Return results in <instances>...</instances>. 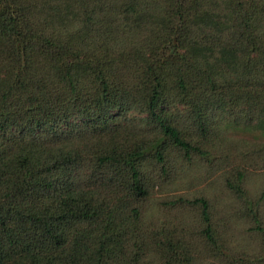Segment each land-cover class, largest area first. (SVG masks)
I'll return each instance as SVG.
<instances>
[{
	"label": "trees",
	"instance_id": "16d2710c",
	"mask_svg": "<svg viewBox=\"0 0 264 264\" xmlns=\"http://www.w3.org/2000/svg\"><path fill=\"white\" fill-rule=\"evenodd\" d=\"M0 264H264V0H0Z\"/></svg>",
	"mask_w": 264,
	"mask_h": 264
},
{
	"label": "rangeland",
	"instance_id": "374dc122",
	"mask_svg": "<svg viewBox=\"0 0 264 264\" xmlns=\"http://www.w3.org/2000/svg\"><path fill=\"white\" fill-rule=\"evenodd\" d=\"M247 141L249 144L255 143L257 141L250 140L247 137ZM194 171H187L178 177V181L174 184V188H165L159 187L156 189L161 194H155L154 203H158L162 201L161 199L167 197L168 195H174L175 197L183 196L189 199H195L204 197L210 204L214 205L218 210L220 216H217L219 219L223 220V222H232L234 224V217H230V214H226L229 210H234L236 208L237 212H233V214L238 213V210L241 208L240 203L232 202V196L227 192V190H223L221 187V182L218 180V177L215 176L213 180L205 179L202 177L201 173H197ZM219 174L218 172H216ZM216 181L214 185H210V182ZM261 177L255 180L254 186L252 189H262L263 184L261 185ZM176 187H178L176 189ZM239 205V206H238ZM233 207L234 209H231ZM151 208L152 202H151ZM228 225V223H226ZM237 227H239V223L237 222Z\"/></svg>",
	"mask_w": 264,
	"mask_h": 264
}]
</instances>
